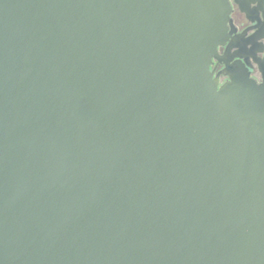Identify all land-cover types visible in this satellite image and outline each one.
Returning a JSON list of instances; mask_svg holds the SVG:
<instances>
[{"label": "water", "instance_id": "1", "mask_svg": "<svg viewBox=\"0 0 264 264\" xmlns=\"http://www.w3.org/2000/svg\"><path fill=\"white\" fill-rule=\"evenodd\" d=\"M231 10L0 0V264H264V58L220 55Z\"/></svg>", "mask_w": 264, "mask_h": 264}, {"label": "flooded vegetation", "instance_id": "2", "mask_svg": "<svg viewBox=\"0 0 264 264\" xmlns=\"http://www.w3.org/2000/svg\"><path fill=\"white\" fill-rule=\"evenodd\" d=\"M240 1L230 0L232 7L229 23L232 36L225 45L219 46L220 55L230 64L241 62L257 82L263 81V73L255 58H264V1L252 0L250 13L241 8ZM214 76H219L220 85L230 80L226 61L214 59L211 65Z\"/></svg>", "mask_w": 264, "mask_h": 264}]
</instances>
